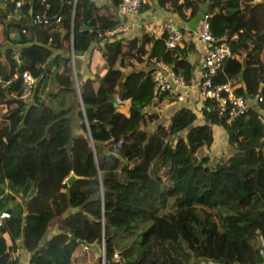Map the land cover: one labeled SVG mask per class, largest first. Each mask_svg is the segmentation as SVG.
<instances>
[{"label": "trees", "instance_id": "trees-1", "mask_svg": "<svg viewBox=\"0 0 264 264\" xmlns=\"http://www.w3.org/2000/svg\"><path fill=\"white\" fill-rule=\"evenodd\" d=\"M16 2L8 0L4 8L0 6V14L17 7L29 12L30 0ZM120 2L33 0L31 16L35 12L61 15L59 23L49 25L30 19L49 44L23 47V62L10 50L6 61L0 59V80L6 82L0 87L4 108L0 114L4 121L0 123V210L9 212L0 223V264L18 263L10 254L17 239L30 252L31 264H69L78 239L92 242L96 237L104 241L106 264H118L114 252L121 264H187L188 252L196 250L206 260L227 251L229 260L237 264L262 260L264 123L259 115L264 111V87L259 94L262 99L256 96L257 106H249L230 121L218 113L215 98L204 99L200 122L188 106L174 110L167 123L160 121L158 108L175 99L177 92L154 94L156 62L162 60L187 85L194 66L182 48L167 45L165 32L160 36L142 32L131 38L120 36L126 30L105 33L122 21L117 18ZM205 2L209 32L217 40L227 39L232 50L214 78L224 82L242 65L235 44L250 40V58L256 49L252 38L264 42V26L253 16L248 24L244 12L251 6L241 0H157L159 6L181 17L186 16L184 7L192 14ZM147 5L143 0L138 12ZM242 25L247 34L239 33ZM61 27L66 28L64 33ZM93 42L100 44L90 48ZM51 44L67 52L53 53ZM86 50L90 51L89 76L77 84L82 132L74 133L75 112L66 106H49L40 99L38 87L52 71L60 76L61 89L75 93L72 54ZM94 55L103 60L98 68L91 64ZM23 70L37 78L32 101L19 96ZM258 90L249 84L246 93L254 96ZM214 124L224 128L228 145V151L215 161L209 153H201L202 147L208 149L213 143ZM68 130L69 136H63ZM70 139L68 153L62 147ZM70 171L84 178L69 185L64 178ZM151 181L161 185L165 199L156 212L133 199L137 192L146 193ZM54 220L59 230L48 235ZM155 220L172 228L170 238L156 235ZM254 235L261 236L260 243L249 252ZM90 264H101V257Z\"/></svg>", "mask_w": 264, "mask_h": 264}, {"label": "crops", "instance_id": "crops-1", "mask_svg": "<svg viewBox=\"0 0 264 264\" xmlns=\"http://www.w3.org/2000/svg\"><path fill=\"white\" fill-rule=\"evenodd\" d=\"M8 0H0V6L4 8L6 2ZM21 3H24L26 0H20ZM33 4V0H30ZM149 5L148 7L144 8L143 10L137 12L133 15L123 16L117 13V18L122 20L120 22L128 23V29L126 32H123L120 36H125L127 38H131L134 36H139L142 32H148L154 36H160L164 32L163 28V21L164 20H171L173 23L180 28L182 32V38L179 44L177 45L178 48H182L183 52L186 56V59L193 64V72L191 77V83L186 87L184 90H180L179 92L183 94V99L178 100L177 98L167 102L164 106L158 108L159 112V119L160 117L165 118L163 122H168L169 117L171 116L172 112L179 108L180 106H188L197 112V122H200L203 119V115L201 114L200 108L203 105L204 99L202 98L200 87L198 85V81L200 78V74L202 73L204 64H203V54L209 46V43L204 41L200 36V25H201V18L204 13V9L206 6L203 4L201 10H197L194 13L190 14L191 9L189 7H184L185 17H181L177 12L165 10L163 7L157 4V0H146ZM182 1V0H179ZM107 0H95L97 5H101ZM242 4L247 3L251 6V9L245 11V19L248 20V24L250 22L251 16H253L257 22H261L260 26H264V0H241ZM31 13L30 11L27 13H23L20 8H14L12 10H7L0 14V59L2 61H6V51L10 50L13 51V57L17 59L18 62H23L21 51L23 47L31 43H44L43 42V35L36 31L37 27L30 24ZM253 19V18H252ZM119 23V22H118ZM28 24V26L26 25ZM31 25V26H30ZM26 26V27H25ZM34 26V27H33ZM264 28V27H263ZM66 31L65 27H61L60 32L64 33ZM239 33L247 34L248 31L246 30V26L242 25L239 29ZM5 34L6 37H5ZM253 37V36H252ZM251 37V38H252ZM66 41H64L65 45ZM45 45L49 44L47 40ZM98 42H93L90 46L95 47L97 46ZM252 46L256 47L255 54L251 55L249 58V53L247 52V46L250 45L247 41H241V44H235V49H238V53L236 54V58L241 62V68L236 70H232V72L227 77V80L232 88L233 91L240 92L247 98V103L249 106H257L256 96L261 93L264 87V42L258 38H252L251 40ZM61 47V46H60ZM51 50L53 53L58 50L63 52V49L66 51L65 47L57 48L51 44ZM55 49V50H54ZM90 50V49H89ZM86 50L85 52L75 54L73 56V64H74V71H75V93L73 90H63L60 88L61 84L59 81V75H55L54 72L49 71L48 76L44 80V84L38 87L39 90V97L40 99H44L45 102L51 106L52 108H58L60 106H66L71 108L72 112L74 113V117L79 118L77 115V101L80 103L82 107V101L79 94V89L77 84L84 80L86 77L89 76L87 73V61L89 57L90 51ZM53 57L51 56L49 60H52ZM102 59L94 55L91 64L96 66L97 68L102 63ZM5 81L0 80V87L5 85ZM37 83V78H35V85ZM249 84L256 85L259 89L255 93L256 95L252 96L248 93L247 87ZM35 87V86H34ZM71 93V98L67 94L63 93ZM48 95H52L51 97H47ZM60 95H62L60 97ZM57 98L59 100V105L52 106L50 105L51 99ZM73 99V101H71ZM32 101V99H30ZM65 101L67 102L65 104ZM72 104V105H71ZM259 108V107H258ZM4 111L3 106L0 104V114ZM264 113V111H262ZM73 115V114H72ZM3 118L0 117V123L2 124ZM161 120V119H160ZM80 121V120H78ZM77 119L75 121V125H77ZM82 121H80L81 123ZM79 123V124H80ZM74 125V126H75ZM80 126H76V129H79ZM214 140L213 145L210 148H204V153L210 154V159L214 160L221 156L222 151L224 153L228 151V145L226 141V133L224 128L221 125L214 124ZM74 129V131L76 130ZM73 131V130H72ZM221 144L222 149H215L217 146ZM203 148L201 150L203 151ZM202 153V152H201ZM219 153V154H218ZM223 153V154H224ZM220 158V157H219ZM5 210V209H3ZM57 220L52 221L48 227V235L54 234L58 231ZM8 243H11L10 238L7 240ZM20 239L16 240L17 246L14 250L10 251L11 258H18L17 264H29V257L30 252L24 249L20 245ZM253 250L254 249H249ZM85 247L78 243L73 250L70 258L69 264H90L95 262L96 260H88V255L84 253ZM264 257V251H259ZM215 258H212L214 260ZM252 264V263H251ZM253 264H264V258L262 260H258V262H253Z\"/></svg>", "mask_w": 264, "mask_h": 264}, {"label": "built area", "instance_id": "built-area-1", "mask_svg": "<svg viewBox=\"0 0 264 264\" xmlns=\"http://www.w3.org/2000/svg\"><path fill=\"white\" fill-rule=\"evenodd\" d=\"M143 0H121L118 6L119 14L123 16L136 14L142 5ZM17 5L21 4L20 0H17ZM31 21L34 24H45L59 23L61 21L60 14H54L49 16L44 12H35L31 16ZM129 24L125 22H119L113 27L107 29L105 33L109 35L117 34L121 31L128 29ZM164 32L166 33V43L171 48H176L182 38V32L173 21H163ZM200 36L201 38L209 43L204 54H203V70L200 74L198 85L200 87L202 98H215L218 101V113L221 116L226 117L227 121H230L235 116L245 112L249 105L247 98L241 94L232 90L228 81L215 82L214 78L218 72L222 69L223 62L227 57H230L232 50L227 39L222 38L217 40L209 32L208 14L204 13L201 18L200 25ZM236 36V33L233 37ZM73 55V54H72ZM21 78L23 82V88L20 93V97L27 99L31 96L32 90L35 86V77L28 70L21 72ZM153 89L154 94H158L161 91L177 92L176 97L178 100L183 99V94L180 90L186 89L188 86L181 78L179 74H176L167 64L162 60L156 62L153 69ZM257 99L261 100L262 96L257 95ZM260 119L264 123V113H260ZM9 217L7 210L0 211V223L4 218ZM104 246V242H102ZM113 258L121 264V257L118 252L113 253ZM31 264V263H29ZM101 264L105 262V251L101 256Z\"/></svg>", "mask_w": 264, "mask_h": 264}, {"label": "rangeland", "instance_id": "rangeland-1", "mask_svg": "<svg viewBox=\"0 0 264 264\" xmlns=\"http://www.w3.org/2000/svg\"><path fill=\"white\" fill-rule=\"evenodd\" d=\"M72 58H73V55H72ZM74 73H75V71H74ZM71 93H73V92L70 91V93H63V94H67L69 96V98H71ZM31 96L28 98L29 100L31 99ZM51 96L52 95H48L47 97H51ZM61 96L62 95H60V97ZM71 101H73V99H71ZM78 102H79V100L77 101V106H79V104H80ZM59 103L60 102H59V100L57 98L51 99V101H50V105H52V106H57V105H59ZM66 103L67 102L65 101V104ZM76 119L78 121L77 117L75 118V121H76ZM160 119H161L160 121L165 120V118H162V117H160ZM80 121L77 122L78 126H80V124H79ZM77 125L72 126L71 131L73 130L74 133H81L82 132L81 127L79 129H76ZM74 129H76V130L74 131ZM69 133H70L69 130L65 131L63 136L67 137V136H69ZM54 140H56V138H54ZM213 144L214 143H212V145ZM222 148H225V147L224 146L222 147V145L219 144L217 146V148H215V149H222ZM201 152L202 153L205 152L204 148H203V151L201 150ZM223 153H224V150L222 151L221 154H223ZM219 157H221V156H219ZM219 157L214 158L213 161L217 160ZM160 192H161V185L151 181L147 192L146 193L137 192V193H135L133 195V199H134V201L136 203L142 204V205L146 206L148 209L152 210L153 212H156L161 207H163L164 201H165L164 197L161 195ZM257 231H259V229H257ZM155 233H156V235L158 237L166 239V238H170L172 236L173 230L165 222H161V221L155 220ZM260 239H261L260 235H254V236L250 237V240L253 242V245H254V247H253L254 251H256L258 249V246H259V243H260ZM83 247H85L84 253L88 255L87 256L88 260H96L97 258L102 256V253L104 251V246L102 244L100 246V249H101L100 253H98L95 248L86 247V246H83ZM248 251L251 252L252 250H248ZM228 252L229 251H227L225 253L223 252V254H217V257L214 260H212V259L211 260H206V258H204L201 255V252H199V250L189 251L188 255H187V260H188L187 264H237V261H235V260L234 261H230L229 260V253ZM255 261H256V259H255ZM256 262H258V261H256ZM84 264H86V261L84 262Z\"/></svg>", "mask_w": 264, "mask_h": 264}, {"label": "water", "instance_id": "water-1", "mask_svg": "<svg viewBox=\"0 0 264 264\" xmlns=\"http://www.w3.org/2000/svg\"><path fill=\"white\" fill-rule=\"evenodd\" d=\"M32 10H33V5L31 3V6L29 8L30 13L32 12ZM71 145H72V139L68 140V142L62 148L65 149L68 153H70ZM80 178H84V177L78 176L73 171H70L69 174L64 178V181L67 182L69 185H71L73 181L80 179ZM78 242L81 243L82 246L95 248L97 252L100 253V250H101L100 246L103 240L101 241L99 237H96L92 242H89L86 239L79 238Z\"/></svg>", "mask_w": 264, "mask_h": 264}, {"label": "clouds", "instance_id": "clouds-1", "mask_svg": "<svg viewBox=\"0 0 264 264\" xmlns=\"http://www.w3.org/2000/svg\"><path fill=\"white\" fill-rule=\"evenodd\" d=\"M1 211V210H0Z\"/></svg>", "mask_w": 264, "mask_h": 264}]
</instances>
